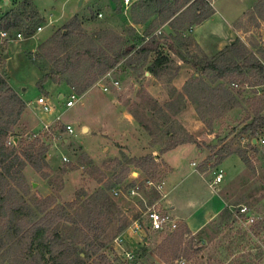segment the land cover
Wrapping results in <instances>:
<instances>
[{
	"label": "rangeland",
	"instance_id": "374dc122",
	"mask_svg": "<svg viewBox=\"0 0 264 264\" xmlns=\"http://www.w3.org/2000/svg\"><path fill=\"white\" fill-rule=\"evenodd\" d=\"M24 1L0 0V19L8 12L15 11V15L17 13L20 16L19 21L11 20L9 22L11 27L8 28V31L22 33L24 37L20 41L0 47V75L24 99L31 101L39 97L46 98L55 107V111L58 112L57 115L61 116L62 121L53 123L55 119L48 114H43L37 104H33L31 107L27 106L28 109L22 115L8 140V146L16 147L20 154H23L25 149L32 145H35L37 152L41 151L43 147H46L48 151L44 156L46 162L41 161L40 169H35L30 164L24 168V188L19 187L17 181H11L12 187L16 189V194L9 192L8 204L4 205L3 202H0V264H36L27 252L29 242L26 236L30 228L25 226V222L11 217L10 205L21 206L25 200L34 208L40 203L43 204V201L44 203H53V207L63 208L66 217L71 219L60 221L51 227L54 237L58 235L59 242L71 249L72 254L68 256L67 261L75 259L78 254L86 250L88 257L83 259V264H95L98 262L99 255L102 254L107 255L112 264H264V145L254 143L248 135L242 134V129L248 118L252 117L254 105L251 101L253 97L249 96L250 99L247 100V95L253 93H243V90L240 89L241 85L236 88L231 86L236 96L240 98L239 107L229 110L225 104L213 106L210 105L214 100L211 99L210 90L218 88V82L210 75L197 77L202 79L209 88L207 92L203 93L200 91L202 88L194 87L192 84L196 78L190 77L182 90L187 95V90L191 93L192 99H189L195 104L197 115L207 131L214 130L216 135L215 141H198L194 135L185 131L182 123L177 119V113L185 105L182 101V94H178L173 85V80L180 71L177 62L170 63L168 65L170 69L157 77L161 83V88L158 86V99L151 95L148 89L149 83L145 80L146 67L154 54L140 57L132 53L127 62L126 60L122 61L114 70L102 76L91 87H96V85H101L99 88L112 87V93L119 99L123 107L134 114L139 124L151 136L152 148L149 149L150 152L162 154L178 139L181 141L192 137L202 147L209 150L208 153L211 155L209 157L215 153L225 155L227 149L230 148L234 151H241L250 162V165L247 166L241 159L246 168L245 172L220 187V193L227 200L230 216L226 217L223 211L213 219L208 226L207 237L198 239L192 234L194 241H192V236L185 237L180 257L176 261L166 263L158 256L159 248L161 249L162 243L175 231L186 225L176 219L177 230L154 232L150 229L146 214L149 208L153 207L161 212L171 214L170 204L163 201V191L156 188L165 182L169 172L168 167L153 153L144 157L154 156L158 167L140 169L134 165L129 167L123 158L124 153L116 158L105 159L99 156V158L93 159L86 152L81 145L95 146L98 140L85 135L81 126L89 118L92 119L96 109L100 107L101 100L104 99L103 90L94 89L82 101L79 100L74 107L66 108L64 98L70 95L71 90L69 89L78 94L77 90L71 86H78L85 79H89L88 75L91 73V69L88 63H84L79 71L74 69L60 77L65 82L56 84V86L63 85V89L54 86L49 92L47 90L48 83L45 84L44 90L39 89L40 72L44 77L53 69V63L46 58L48 47H43L54 34L44 41V33H37L39 27H45L50 23L37 6L52 12L54 16H59L65 0H32L33 8L41 15L32 25V34L25 33V24L29 21L24 14L25 8L22 6ZM136 3L129 11L125 12L121 0H114L113 4L104 0H85L84 5H81L82 18L80 19L84 24L85 33L90 37L101 36L100 40L91 38L95 45L100 47L112 44L116 35L122 36L126 42L135 43L137 47L153 36H161V50L165 54L169 53V46L174 45L189 59L192 57L204 59L205 56L194 41L187 40L194 13L192 9L188 8L186 0L170 1L171 4L176 3L174 9L178 8L183 12L173 22V29L166 27L165 30L161 29L166 24L161 15H154L151 9L141 8V2ZM258 6L259 4L255 7L253 15L242 23V27L243 30H246L245 33H248L246 39L249 53L264 61V18L260 14L264 13V6L260 9ZM29 11L32 10L29 9L28 13ZM133 12L134 18L142 23L138 28L139 32L135 28L126 26L127 20L131 18ZM257 18H260V22ZM69 22L65 24L57 22L56 31ZM159 30L163 31L162 35ZM79 33L71 40L69 53L91 45L89 36L83 37ZM103 33L108 34L103 35ZM113 46L116 50L119 49L116 43ZM9 54H12L13 57L10 61L7 60ZM92 73L97 72L93 71ZM66 81H70V84H67ZM259 89V92L258 90L251 91L254 94L258 93L254 99L263 100L264 87ZM162 117L164 119H161ZM42 119H47L46 121L49 123L52 122L49 130L43 128ZM66 123H71L75 131L74 134L67 132ZM167 132L175 133L176 139L167 135ZM203 136L205 135L203 134ZM259 137H264V131ZM101 143H103L102 140H100ZM209 145L211 148L208 147ZM125 155L129 158H143ZM64 158H67L68 161H65ZM116 159H122L124 166L131 169V173L127 180L114 189V191L120 190L121 196H115L114 191H110L116 205L104 209L105 213L102 217L104 232L100 240L97 242L92 236L87 240V233L81 230L84 221H88L89 211L94 213L99 211L92 198L104 184L109 185L119 179L122 167H116L113 163ZM216 163L218 161L215 158L212 160L207 158L199 162V166L207 173L214 174L215 170L222 169L226 178L234 176L236 169L233 165H217ZM25 179L30 187V193L27 195H25ZM150 182L152 184H149ZM130 184L132 187L129 194L127 190ZM181 201L187 202L185 198ZM242 206L248 207L250 213L257 217L258 227L244 224L239 214ZM99 245L100 253H93L94 246ZM190 245L200 247L201 258L197 256L189 260L186 257ZM127 253L133 255V258H128ZM40 264L47 263L41 261Z\"/></svg>",
	"mask_w": 264,
	"mask_h": 264
},
{
	"label": "trees",
	"instance_id": "16d2710c",
	"mask_svg": "<svg viewBox=\"0 0 264 264\" xmlns=\"http://www.w3.org/2000/svg\"><path fill=\"white\" fill-rule=\"evenodd\" d=\"M170 1L171 0H144L141 1L140 4L141 8L151 9L153 12H158L162 16L163 22L166 23L173 19V17L180 11L178 8L174 9L176 3L171 4ZM186 4L194 13L191 27L202 23L214 14V9L208 0H186ZM22 6L25 8V13H23L29 21V23L25 24V33L32 34V25L41 15L39 11L33 8L34 4L32 0H25ZM262 6H264V0L259 3V9ZM29 9L32 11H29L28 13ZM14 12L15 11L8 12L0 19V31L8 30V28L11 27L9 24L11 20L19 21L20 16L17 13L15 15ZM166 13L167 15H165ZM260 14L262 18H264V13L261 12ZM175 20L176 19H173L170 22L171 26H173ZM78 32H80L79 34L83 37L89 36L85 33L81 20L78 17H74L63 28L57 30L44 44L43 48L48 47L46 58L53 63V69L38 82L40 90H44L45 84L49 81L55 84H62L65 81L60 78L61 76H65L74 69L79 71L84 63H88L91 69L90 72L92 73L94 71L97 73H89V79H85L83 83H80L78 86H71V88L77 90L79 95H83L95 85L102 76L114 70L122 61L126 60L127 62L132 53H135L140 57H148L151 53H156V60L148 68V71L156 77H160L162 72H167L170 69L168 65L172 63V61L161 50V36H153L140 47H137L135 43L126 42L122 36L117 35L112 44H109L106 47H100L95 45L92 39L100 40L101 36H89L90 39L92 38L91 45L84 49L78 48L72 53H69L68 51L71 47L70 42ZM107 34L108 33H103V35ZM187 40H191V38H188ZM115 43L119 47L118 50L113 46ZM169 48L185 63L191 64L197 70L199 76L210 75L217 82L220 81L217 86L218 88H212L210 90L211 99H214L211 101L210 105L225 104L226 107L236 106L238 101L232 91V84L241 85L245 88H256L264 85V62L258 59L255 55H251L240 40H236L234 44L230 45L229 48L220 52L214 58H207L205 56L204 59H200L199 57H192L189 59L174 45H170ZM246 54L250 55L247 56ZM226 80H228V82H225ZM66 83L70 84V81H66ZM192 84H194V87L202 88L200 91L203 93L209 90L207 84L204 83L202 79L196 78ZM187 93L189 98L192 99V95L188 90ZM255 97L251 100L254 104L251 113L252 117L248 118L247 123L242 129V134L248 135L251 141L258 139V136L264 131V99H254ZM156 105L158 104L156 103ZM26 110L27 103L11 87V85H9L5 78L0 75V202H3L4 205L8 204L7 199L9 192L16 194V189L12 187L11 181H17L19 187H22L23 189L24 168L30 164L35 169H40L42 167L41 161L45 160L44 156L48 151L46 147H43L41 151L37 152L35 145H32L31 147L26 148L23 154H20L16 147L8 146V140L15 131L16 126ZM161 119L164 118L162 117ZM147 130L149 129L147 128ZM167 135L174 138V140L177 137L173 132H167ZM178 140L169 146L165 152L186 143H196L199 147H202L192 137L186 140ZM208 147L211 148L210 145ZM233 154L238 155L247 166L250 165L249 160L241 151H234L230 148L227 149L225 155L215 153L212 157H209V160L215 158L218 161L216 164L220 165L226 157ZM123 158L129 167L132 165L140 169H154L158 167L154 156L129 158L123 154ZM113 163L117 168L122 167L119 179L109 185L104 184V186L95 194V197L92 198L95 202V206L99 208V211H97V213L89 211L87 215L88 221H84L81 230L82 232L87 233V240L90 239L91 236L94 237L97 242L100 240L104 232L102 223V217L105 213L104 209L105 207L116 205L110 195V191H114L117 185L127 180L131 173V169L128 166H124L122 159H116ZM100 182L102 183L103 181ZM131 187L132 185L130 184L127 190L128 193L131 191ZM29 193L30 187L25 179V195ZM53 206V203H44L43 201V204L40 203L34 208L27 200H25V203H21V206L10 205L12 219L18 218L20 221L25 222V226L30 228L26 236V239L29 242L27 248L29 256L32 257L36 264H40L41 261H45L47 264H83V259L88 257L87 251L85 250L78 254L75 259L67 261L69 258L68 256L72 254L71 249L60 243L59 236L56 235L54 237L51 232V227L53 225L63 220H71L66 217L63 208ZM229 211L228 208L224 210V215H226V217L230 216ZM41 215H43V217H41ZM71 222L73 223L74 221ZM258 226L259 223H256L253 227L256 228ZM191 236L192 241H194V237L187 226L175 231L171 237L162 243L161 249L159 248L158 251V256L166 263L176 261L180 257V250L185 237L188 238ZM100 250V245L94 246L93 253L99 254ZM57 255L58 257H56ZM47 256H49V259H47ZM197 256H200V258L202 256L200 253V247H193L190 245L186 257L191 260ZM95 264H112V262L107 255L102 254L99 255L98 262Z\"/></svg>",
	"mask_w": 264,
	"mask_h": 264
},
{
	"label": "crops",
	"instance_id": "0c3cea01",
	"mask_svg": "<svg viewBox=\"0 0 264 264\" xmlns=\"http://www.w3.org/2000/svg\"><path fill=\"white\" fill-rule=\"evenodd\" d=\"M80 1L83 0H65L62 4V12L59 16H54L52 12H48L47 10L38 7L36 4L38 10L50 22L47 26L43 27L41 31L37 32L38 34L44 33V41L48 40L56 32L55 26H57V22L65 24L74 17H78L79 19L82 18L81 5H84L85 0L82 4H80ZM104 1H109V4L114 3V0ZM261 1L262 0H208L214 9V14L202 23L191 27L188 36L194 41L201 53L207 58L216 57L220 52L226 50L230 45L234 44L236 40H240L247 49L249 47L246 39V35L248 33H245L246 30H243L242 23L245 22L249 16L253 15L255 7ZM121 2L123 5V0H121ZM129 10L130 9H124L125 12ZM182 12V10L179 11L173 19H176ZM153 13L157 16L160 15L158 12ZM134 15V12L131 13V18L127 20L126 26L131 27L132 29L135 28L137 32H139L138 28L142 23L136 20ZM173 19L166 22L161 29L163 30L166 27L173 29V26L170 24ZM257 19L260 22V18ZM162 30H159L161 35L163 34ZM151 54H154V57H152L151 62L146 67L145 80L149 83L148 89L151 95L158 99V86L161 88V83L157 80L155 75L148 71L149 66L156 60L157 54ZM165 55H167L172 62H177L180 67L179 73L173 80V85L175 86L178 94H182L181 96H183V98H181L183 104L185 105L182 107V110L177 113V119L182 123L185 131L194 135L198 141H215V131H207L200 117L197 115L195 104L189 99L186 92H183L182 90L188 79L190 77H199V73L191 64L185 63L170 48L169 53H166ZM12 59V54H9L7 60L10 61ZM42 78L43 74L40 72L39 80ZM47 83V90L50 92L56 84L51 81ZM219 83L220 81L218 84ZM99 86L96 85V87L91 88L79 97V100L82 101L83 98L94 89L103 90L104 93V99L101 100V105L98 109H96L92 119L89 118V120L83 122L81 126L82 132L85 135L92 136L98 141L95 146H81H83L86 152H88L93 159H97L99 156H102L105 159L110 157L116 158L119 157L121 153L132 157H144L153 153L157 159L162 161L168 167L169 172L162 185V191L164 193L163 201L170 204L171 214L174 218L181 220L198 239L200 237H207V229L213 219L228 208L226 198L220 193V187L222 184L240 177V175L246 170L241 158L238 155L233 154L224 159L221 165H233L236 169L235 174L231 178H226L225 176L221 184H219L216 188H212L210 184L215 175L213 173L203 171L199 166V162L206 160L209 156H211L209 155V150H207V148L199 147L196 143H186L162 154L150 152L149 149L151 150L152 148V138L145 131L144 127L139 124L134 114L127 111L125 107H123L119 99H117V97L112 93V87L109 88L106 86L104 88L101 87L103 88L101 89ZM231 86L234 88L239 87L236 84H232ZM56 87L60 89L64 88L63 85ZM263 87L264 85L256 88L240 87V89L243 90V93H253L252 95H247V100H249V96L255 97L258 95V93L254 94L251 90H258L259 92V88ZM69 90L72 91V89ZM19 95L29 107L36 104L37 100L40 98L28 101L24 99L21 94ZM234 95L238 102L234 107L227 106V109L229 110L236 109L239 107V103L241 104L240 98L237 97L235 93ZM61 97L63 96L61 95ZM66 124L71 125V123ZM203 134L205 136H203ZM100 140H102L103 143L100 144ZM253 142L256 143L255 140ZM183 174L184 176H182ZM184 198L187 202L181 201Z\"/></svg>",
	"mask_w": 264,
	"mask_h": 264
},
{
	"label": "built area",
	"instance_id": "2783aa9c",
	"mask_svg": "<svg viewBox=\"0 0 264 264\" xmlns=\"http://www.w3.org/2000/svg\"><path fill=\"white\" fill-rule=\"evenodd\" d=\"M139 1L141 0H123L124 9L125 10L130 9L136 2H139ZM42 28L43 27H39V31H41ZM23 38L24 37L22 33H10L8 30H2L0 31V47L5 44L20 41ZM116 84L118 85V82H116ZM80 96L81 95L77 94L75 91L72 90L70 95L67 98H64L66 108L74 107L75 104L79 101ZM36 104L40 108L43 114H48L52 116L53 119H55L53 120V123L62 121L61 116L57 115L58 112L55 111V107H53L46 98L40 97L37 100ZM46 120L47 119H42L41 123L44 129L49 130L51 128L52 122L49 123ZM66 130L69 134H74L75 132L72 125H69V124L66 125ZM254 140L257 143L264 145V137H259L258 139H254ZM64 160L68 161L67 158H64ZM214 175H215L214 179L210 184L212 188H216L219 184H221L225 177L224 171L222 169L215 170ZM149 184H152V182H150ZM156 188L161 191L162 185H159ZM130 193L131 191L129 192V194ZM114 195L120 196L121 195L120 190H115ZM239 214L242 220L244 221L245 225L254 226L257 223V217L250 213L248 207L242 206L240 208ZM146 215H147L150 229L154 232L175 231L178 229V223L176 221V218H174L169 213L161 212L153 207V208H149ZM127 256L128 258H131V257L133 258V255H131L130 253H127Z\"/></svg>",
	"mask_w": 264,
	"mask_h": 264
},
{
	"label": "water",
	"instance_id": "95a60500",
	"mask_svg": "<svg viewBox=\"0 0 264 264\" xmlns=\"http://www.w3.org/2000/svg\"><path fill=\"white\" fill-rule=\"evenodd\" d=\"M80 4H82V1H80ZM6 56H8V55H6Z\"/></svg>",
	"mask_w": 264,
	"mask_h": 264
}]
</instances>
